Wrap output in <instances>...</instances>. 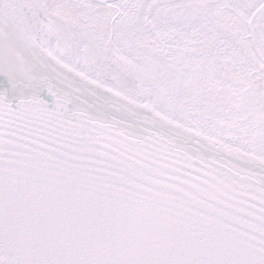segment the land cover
Returning a JSON list of instances; mask_svg holds the SVG:
<instances>
[{"label": "snow or ice", "instance_id": "6c2138e0", "mask_svg": "<svg viewBox=\"0 0 264 264\" xmlns=\"http://www.w3.org/2000/svg\"><path fill=\"white\" fill-rule=\"evenodd\" d=\"M0 264H264V0H0Z\"/></svg>", "mask_w": 264, "mask_h": 264}]
</instances>
